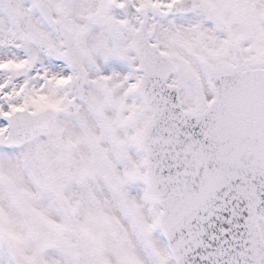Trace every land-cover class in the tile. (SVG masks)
<instances>
[{"label": "snow or ice", "instance_id": "obj_1", "mask_svg": "<svg viewBox=\"0 0 264 264\" xmlns=\"http://www.w3.org/2000/svg\"><path fill=\"white\" fill-rule=\"evenodd\" d=\"M0 264H264V0H0Z\"/></svg>", "mask_w": 264, "mask_h": 264}]
</instances>
